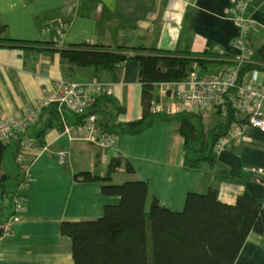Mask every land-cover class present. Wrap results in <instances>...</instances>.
I'll return each mask as SVG.
<instances>
[{
	"label": "crops",
	"instance_id": "obj_1",
	"mask_svg": "<svg viewBox=\"0 0 264 264\" xmlns=\"http://www.w3.org/2000/svg\"><path fill=\"white\" fill-rule=\"evenodd\" d=\"M237 1L0 0V25L5 27L0 35V120L23 116L56 81L110 84L113 97L98 101L94 111L98 124L109 126L116 137V146L109 149L83 141L76 117L66 111L53 116L50 106L12 143L7 150L13 158L22 154L29 180L19 220L0 237V264H74L70 240L61 236L60 224L98 219L105 206L119 202L118 198L102 196L99 182H77L74 176L87 172L104 178L112 159H119L120 166L111 175V184L147 182L146 208L156 199L168 210L180 212L188 193L202 194L208 189L216 190L218 200L226 205H234L245 192L263 204V133L248 130L238 145L214 155L212 163L190 167L185 156L194 157L197 144L186 153L180 121L174 122V116L164 119L152 114L150 126L141 132L117 133L121 126L142 117L136 61H126L111 71H95L70 65L60 55V50L87 44L205 54L228 61L238 55L232 47L238 29L228 16ZM248 1L247 17L253 21L248 40L255 52L264 44V0ZM5 40L19 44L6 45ZM214 66L222 71L228 68L226 64ZM259 68L252 69L248 77L254 74L253 80L262 85L264 62ZM153 88L154 101L165 102L164 87L155 84ZM205 116L195 115L192 121L203 125ZM212 129L205 131L202 126L205 135ZM29 141L32 147L25 149L23 144ZM61 150L67 153L64 164L57 161ZM3 163L4 158L1 170L8 176L6 186L12 188L20 177L14 180L18 173H9L10 168ZM125 163L131 166L132 174L125 171ZM7 204L3 200L2 205ZM8 217L9 211L2 212L0 224ZM235 264H264V232L248 235Z\"/></svg>",
	"mask_w": 264,
	"mask_h": 264
},
{
	"label": "trees",
	"instance_id": "obj_2",
	"mask_svg": "<svg viewBox=\"0 0 264 264\" xmlns=\"http://www.w3.org/2000/svg\"><path fill=\"white\" fill-rule=\"evenodd\" d=\"M4 32L5 27L0 25V35ZM2 42L12 46L19 44L8 40ZM60 55L70 65L91 67L95 71H111L116 65L129 60L138 63L142 117L140 121L121 126L117 131L118 134L131 135L148 128L152 122L155 84L181 81L193 69L206 70L214 64H226L227 67L235 64V57L228 61L221 58L211 60L205 54L192 56L156 49H111L87 44L60 50ZM248 62L240 68V76L252 69H260L259 63L264 62V44L251 53ZM51 113L53 116L59 115L54 106ZM194 117L192 114L175 116L180 121L179 133L184 139L186 153L193 151L192 144H197L192 152L195 156H185L186 164L190 167L200 162L212 163L213 146L228 130V123H221L205 135L202 123L192 121ZM76 119L78 125L80 122ZM107 128L110 132L111 128ZM12 143L6 145L0 141V215L9 211V217L12 215L14 190L20 180H17L18 176L15 177L16 188L12 191L6 186L8 176L1 167L4 154ZM119 166V159H112L104 178L87 172L74 176L77 182H99L102 196L119 199L116 205L105 206L98 219L60 224L61 236L70 240L74 264H235L248 235H262L264 232V202L258 203L247 192L239 196L234 205L221 203L217 191L208 189L202 194L188 193L180 212L168 210L156 199L146 210L147 182L111 184V175ZM125 171L129 174L133 172L128 163H125ZM219 178L225 179L222 176ZM3 200L8 203L6 206L2 205ZM3 235L0 229V237Z\"/></svg>",
	"mask_w": 264,
	"mask_h": 264
},
{
	"label": "built area",
	"instance_id": "obj_3",
	"mask_svg": "<svg viewBox=\"0 0 264 264\" xmlns=\"http://www.w3.org/2000/svg\"><path fill=\"white\" fill-rule=\"evenodd\" d=\"M247 9V0H241L235 2L228 13L238 29L232 42V47L238 50L235 64L222 74H206L193 69L181 81L162 83L160 85L164 87L165 102L154 101L151 106V113L162 117L191 114L194 111L217 114L228 123V130L213 146L212 153L216 156L238 145L248 130L264 134V84L256 83L248 74H239L240 68L249 63L250 58L246 56L250 51L246 43L253 21L247 17ZM112 97L113 87L110 84L56 81L51 91L25 111L23 116L0 120V141L6 145L12 143L39 120L47 107L54 106L60 116L68 111L79 119L77 129L81 140L102 149L114 148L116 137L98 124L99 118L94 111L98 101L110 100ZM32 144L29 141L23 146L30 149ZM56 156L59 164L65 163L67 153L64 150L58 151ZM15 163L21 172V179L14 190L12 215L0 225L3 234H8L11 224L20 218L25 201V186L29 180L28 165L20 157L15 159Z\"/></svg>",
	"mask_w": 264,
	"mask_h": 264
},
{
	"label": "rangeland",
	"instance_id": "obj_4",
	"mask_svg": "<svg viewBox=\"0 0 264 264\" xmlns=\"http://www.w3.org/2000/svg\"><path fill=\"white\" fill-rule=\"evenodd\" d=\"M241 0H238L237 2H240ZM247 2H248V5H249V1L247 0ZM231 9V8H230ZM249 38V37H248ZM246 46H247V48L250 50L249 51V53H247V58H249L248 56H250L249 54L250 53H252V50H251V48H250V46H249V40H247V43H246ZM207 59H211V60H217V58H209V56H207ZM196 70H198V69H196ZM199 72H201V73H206V74H222V73H225V71H226V69L225 70H223L222 71V68H218V67H215L214 65H211V66H209L206 70H198ZM255 75L253 74H249V77L251 78V79H253V78H255L254 77ZM63 81V80H62ZM156 99H159V98H156ZM110 101V100H109ZM158 102V101H157ZM32 107V106H31ZM48 108V107H47ZM44 112V111H43ZM43 112H42V114H43ZM65 112V111H64ZM63 112V113H64ZM66 112H68V111H66ZM203 112V111H202ZM62 113V114H63ZM205 113H208V114H211L212 115V117H211V115H210V117L209 116H205V114H199V113H193L194 115H200V116H205L206 118H204V122H203V127H204V130L206 131V130H209V129H211V128H216L219 124H221V123H225L224 121H223V119H221L217 114H215L214 112H205ZM41 114V115H42ZM192 114V115H193ZM156 116V115H155ZM41 117V116H40ZM175 117V116H174ZM208 117V118H207ZM212 118H214L213 120H212ZM40 119V118H39ZM173 120H174V122H179V120L177 119V118H173ZM203 121V120H202ZM215 124L217 125L216 127H215ZM33 126V125H32ZM20 152H21V150H20ZM17 157H20V158H22V154L21 153H19L18 155H17ZM16 157V158H17ZM15 158V159H16ZM4 166H8L10 169V171L11 172H9V173H13V174H17L18 173V177H20L21 176V172H20V170H19V168H18V166L17 165H15L16 163H15V161H14V158L12 157V155H11V153L9 152V150H7L6 151V155H5V157H4ZM17 166V167H16ZM17 169H18V172H17ZM116 180H119L118 179V176H116V178H115ZM20 180V179H19ZM14 183V182H13ZM12 183V184H13ZM14 187H15V185L12 187V191H13V189H14ZM9 188H11V186L9 187ZM16 188V187H15ZM25 189H26V186H25ZM24 195H25V193H24ZM146 210H148V208L146 209Z\"/></svg>",
	"mask_w": 264,
	"mask_h": 264
}]
</instances>
